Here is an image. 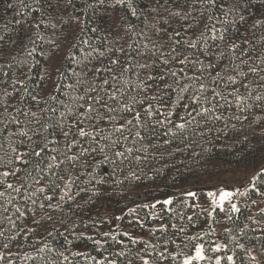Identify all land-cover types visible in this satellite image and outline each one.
I'll return each instance as SVG.
<instances>
[{"label": "trees", "instance_id": "16d2710c", "mask_svg": "<svg viewBox=\"0 0 264 264\" xmlns=\"http://www.w3.org/2000/svg\"><path fill=\"white\" fill-rule=\"evenodd\" d=\"M215 160L256 169L264 197V0H0V264H183L222 222L187 187ZM159 197L151 241L101 232L126 199L144 234ZM253 205L230 210L223 260L264 259Z\"/></svg>", "mask_w": 264, "mask_h": 264}, {"label": "rangeland", "instance_id": "374dc122", "mask_svg": "<svg viewBox=\"0 0 264 264\" xmlns=\"http://www.w3.org/2000/svg\"><path fill=\"white\" fill-rule=\"evenodd\" d=\"M121 16L118 14L114 15V23L116 28L119 30L121 36H123L124 32L121 29L120 21ZM58 43V42H57ZM57 43L55 44V48H57ZM54 62V53L51 55V61L49 66V72H53V63ZM47 91L46 87H43L41 90V95L45 94ZM264 165V163L261 165V167ZM213 170H211L209 173L203 176L201 179V182L199 185L193 183L192 180H189L190 186H197L198 188H202L207 190L206 191V197L201 198L199 197L197 199V207H201L202 209H205L211 214V216L214 215V209L215 207H220L223 211V218L221 224H215L211 227V225L206 224L202 225L199 229L194 230L192 232V236L195 237H202L204 239V243L200 242L197 244V246L202 245L203 246V260H192V264L195 262L201 263L202 261H206V264H217V261H219V264H237L235 259L229 260H223V252L226 249V244L223 241V234L226 230L227 226V220L230 216V210L233 209V205L236 206V208L240 204L245 203H254L252 209H253V218H258V216L261 213H264V197H260V199L257 200H250L248 197H246V191L247 189L253 184L252 177L254 175V172L256 169L247 166V165H240L236 167L234 164H227L226 162H222L220 160H215L212 164ZM223 192H230L232 195L221 202L220 196ZM210 193H213L214 195H209ZM171 199L168 197L166 199L159 197L155 200L151 201V206L148 209L150 215H152V218L158 219V222L154 224L153 227H148L146 229V232L144 234H138L133 230V227L130 223L133 221H140V223L144 222V216L142 214L141 209L139 206L129 203L126 199H124V202L120 204V208L122 210H126V220L123 222V226L120 225L119 215H114L112 218L109 219L108 225L103 226L101 228V232H103L104 235H117L120 231H127L130 237L134 241H137L139 239H144L147 241H151V236L154 234L155 230L157 228H161L164 226L163 222H161V219H163V215L160 213V210L157 209L156 204H158L160 201H170ZM103 209L105 210V213L111 211V206L108 202H105L103 204ZM192 216V215H191ZM40 218L38 219V222H33L31 225L27 226L28 230L35 229L38 230V233H43L46 231V226H44L40 221ZM260 221L262 220L259 219ZM193 225V224H192ZM189 228H184L185 231H188ZM186 235V234H185ZM196 246V248H197ZM196 248H194L191 252L185 254L183 258V264L185 259L189 257H195L196 254ZM209 250V252L206 253V250ZM78 252L84 253V248H78ZM159 261H161V264H172V261H169V257L171 256L167 251L160 249L159 252ZM246 254L247 257L250 259V264H264V259H261L258 252L254 249L252 246L246 247ZM228 257H232L231 255ZM134 264H155L152 261L148 259L143 254L142 249L139 250V252L136 254L134 258Z\"/></svg>", "mask_w": 264, "mask_h": 264}, {"label": "snow or ice", "instance_id": "6c2138e0", "mask_svg": "<svg viewBox=\"0 0 264 264\" xmlns=\"http://www.w3.org/2000/svg\"><path fill=\"white\" fill-rule=\"evenodd\" d=\"M181 127H183V125H181ZM82 135L84 133H81ZM9 187H11L9 185ZM209 195H214L213 193H210ZM232 195V193L230 192H223L221 193V196H220V200L221 202L224 201L225 199H227L228 197H230ZM170 201H166L165 203H169ZM233 210H238L236 209V206L233 205ZM195 259V260H203L204 259V255H203V246L200 245V246H197L196 248V254H195V257H189L187 259H185L184 261V264H192V260ZM229 260L232 259V257H228ZM217 264H219V261H217Z\"/></svg>", "mask_w": 264, "mask_h": 264}]
</instances>
